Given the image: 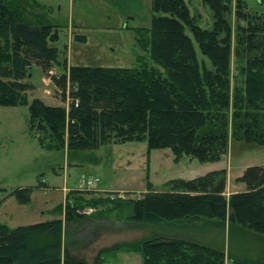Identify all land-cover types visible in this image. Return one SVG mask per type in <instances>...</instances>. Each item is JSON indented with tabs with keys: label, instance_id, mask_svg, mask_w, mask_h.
Masks as SVG:
<instances>
[{
	"label": "trees",
	"instance_id": "1",
	"mask_svg": "<svg viewBox=\"0 0 264 264\" xmlns=\"http://www.w3.org/2000/svg\"><path fill=\"white\" fill-rule=\"evenodd\" d=\"M31 2L36 3L0 0V106L25 104L31 86L22 80L30 66L39 67L61 100L69 101L67 109L30 101L28 129L43 149L71 154L103 144L145 142L148 150L170 148L175 156L212 162L225 151L228 138L264 146V14L249 10L243 0H202L211 13L210 29L193 21L184 0H151L150 26L132 30L139 50L133 68L67 65L50 46L58 30L46 15L24 12ZM231 7L232 86L230 25L224 16ZM52 68L57 75H49ZM235 181L245 190L227 199L224 170L169 180L160 191L147 184L143 195L127 203V219L152 226L222 227L227 222L229 228L264 236V165L246 167ZM30 191L17 188L10 195L23 205ZM83 204L92 206L80 197L66 205L63 220L14 228L0 224V264H83L60 255L62 221L83 219ZM135 249L141 264H224L221 251L181 239L142 241Z\"/></svg>",
	"mask_w": 264,
	"mask_h": 264
},
{
	"label": "rangeland",
	"instance_id": "2",
	"mask_svg": "<svg viewBox=\"0 0 264 264\" xmlns=\"http://www.w3.org/2000/svg\"><path fill=\"white\" fill-rule=\"evenodd\" d=\"M24 12L28 17L44 14L57 31L50 44L67 65L103 68H133L139 50L134 44L133 28H148L151 0H105L118 13L117 25H109L99 16L80 14L70 0H34ZM247 8L264 14V0H243ZM114 2V3H113ZM193 21L210 29L212 17L202 0H184ZM135 5L138 7L136 8ZM38 6V7H37ZM230 25V85L236 76L233 58V7L224 15ZM77 20L82 26L77 25ZM126 25L127 28H122ZM185 34L191 38L185 27ZM197 60L202 59L191 38ZM146 61L149 60L146 57ZM49 75L58 74L52 68ZM22 82L31 87L25 92V104L0 106V224L9 228L36 224L51 219L63 220L65 206L80 197L84 218L62 221L61 257L83 264H141L138 243L152 239H181L221 251L224 264L231 258L241 261H264V236L228 227L197 224L147 225L130 222L127 203L143 195L147 184L160 191L169 180H190L216 168H227L230 178L224 187L227 199L240 186L236 182L248 166L264 165V146L227 139L218 160L199 162L185 155L175 156L170 148L148 150L145 142L103 144L92 150L67 154L66 150L40 147L28 129V105L39 99L47 106L67 109L59 91L39 67L28 68ZM225 171V170H224ZM233 177H236L233 179ZM87 185V181H94ZM226 184V173H225ZM243 186V184H241ZM17 188H31L29 200L18 205L10 195ZM228 195V196H227ZM94 201H100L93 204ZM56 206L59 210L55 211ZM87 206V207H86ZM263 236V237H262Z\"/></svg>",
	"mask_w": 264,
	"mask_h": 264
},
{
	"label": "crops",
	"instance_id": "3",
	"mask_svg": "<svg viewBox=\"0 0 264 264\" xmlns=\"http://www.w3.org/2000/svg\"><path fill=\"white\" fill-rule=\"evenodd\" d=\"M70 5H69V10L70 13L73 12V7L75 6V8L78 10H80V14H82L83 16L86 15H95V16H99L101 19L105 20V18H107V20H105L106 24L109 25H113L116 26L117 25V18H118V13L115 12L114 7H112V2H107L105 0H70L69 1ZM114 3V2H113ZM135 7L137 8L138 6L135 5ZM90 15V16H92ZM77 25L74 24V26H82V23L77 20ZM127 28L126 25L124 24V26L122 27ZM47 78V77H46ZM48 79V78H47ZM249 167V166H248ZM214 170H225L226 173V184H225V188L227 187V182H229L230 178V174L228 173L227 168H216L210 171H214ZM209 172V171H208ZM236 177H233V179H235ZM238 178V176H237ZM240 183V182H239ZM242 183H240L239 188L237 189V191H231L230 194L232 193H236V192H243L245 190L244 185L241 186ZM225 196V195H224ZM228 196V195H227Z\"/></svg>",
	"mask_w": 264,
	"mask_h": 264
},
{
	"label": "built area",
	"instance_id": "4",
	"mask_svg": "<svg viewBox=\"0 0 264 264\" xmlns=\"http://www.w3.org/2000/svg\"><path fill=\"white\" fill-rule=\"evenodd\" d=\"M96 181H97L96 179H95L94 181H90V180H89V181L86 182V184H87V185H91L92 182L94 183V182H96Z\"/></svg>",
	"mask_w": 264,
	"mask_h": 264
}]
</instances>
